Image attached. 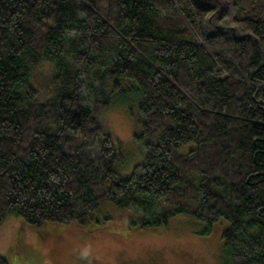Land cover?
Here are the masks:
<instances>
[{"label":"trees","instance_id":"1","mask_svg":"<svg viewBox=\"0 0 264 264\" xmlns=\"http://www.w3.org/2000/svg\"><path fill=\"white\" fill-rule=\"evenodd\" d=\"M107 204L129 230L224 224L227 263L264 264V0H0V226L99 229Z\"/></svg>","mask_w":264,"mask_h":264},{"label":"rangeland","instance_id":"2","mask_svg":"<svg viewBox=\"0 0 264 264\" xmlns=\"http://www.w3.org/2000/svg\"><path fill=\"white\" fill-rule=\"evenodd\" d=\"M50 75V67L44 65L33 77L40 98ZM128 110L126 105H115L102 119L120 145L122 177L129 176L144 158ZM121 214L111 205L102 206L96 212L99 229L54 223L34 227L9 216L0 226V258L6 264H228L221 235L224 224L207 234L205 225L176 216L160 230H129L122 225Z\"/></svg>","mask_w":264,"mask_h":264}]
</instances>
